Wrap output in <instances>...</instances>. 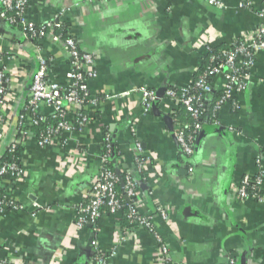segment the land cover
<instances>
[{
	"label": "crops",
	"instance_id": "0c3cea01",
	"mask_svg": "<svg viewBox=\"0 0 264 264\" xmlns=\"http://www.w3.org/2000/svg\"><path fill=\"white\" fill-rule=\"evenodd\" d=\"M222 1L224 10L205 0H28L26 21L40 27L58 17L79 49L94 54L97 72L88 81L96 102L68 108L70 123L76 124L77 111L86 122L44 147L33 129L18 135L21 116L29 114L35 51L38 47L45 58L50 80L61 85L71 59L49 35L27 40L0 15V64L11 82L0 159L20 144L22 170L0 186L24 206L0 213V263L88 264L96 240L109 264H264V51L256 54L246 91L234 97L237 108L224 104L216 124L205 121L191 156L174 138L179 124L173 114L180 108L162 96L155 111H146L137 90L186 87L210 52L255 32L264 0ZM212 86L220 93L222 77ZM36 114L50 117L53 110L42 105ZM28 125L25 119L23 127ZM107 135L114 145L112 168L135 178L138 210L152 217L166 254L146 229L123 228L119 213L101 216L95 231L75 225L98 175ZM259 174L263 202L240 199L239 182ZM157 207L167 211V220L156 215Z\"/></svg>",
	"mask_w": 264,
	"mask_h": 264
},
{
	"label": "built area",
	"instance_id": "2783aa9c",
	"mask_svg": "<svg viewBox=\"0 0 264 264\" xmlns=\"http://www.w3.org/2000/svg\"><path fill=\"white\" fill-rule=\"evenodd\" d=\"M205 1L208 5L222 10L225 9V4L222 0ZM27 3L28 0H0V15L11 24L21 28L27 40L39 39L49 35L54 42L62 45L71 59L70 71L66 76L67 83L61 85L50 80L45 58L40 53L38 47L35 51L37 69L30 86V97L27 105L29 116H21L20 123L18 124V135L19 138L26 137L30 134L29 126L44 125L42 134L37 139L38 146L44 147L51 144L55 139L62 138V134H71L77 127H81L86 122L84 114L77 111L74 113L76 124L70 123L68 121V108L82 107L89 101L92 103L96 102L95 100H91L88 81L96 78L97 72L95 70L94 54L81 51L72 36L62 39L60 32L63 29V24L58 17L40 27L27 22L24 18ZM239 7L242 8L245 5L240 4ZM260 16L262 22L251 36L238 38L230 45L229 49L219 53V57L216 55L210 56L211 65L207 67L206 71L195 82V87L200 91L199 96L192 93L193 88L190 86L192 81L186 87L179 90L167 89L165 91L163 95L165 101L175 103L177 108L184 109L190 114L192 119H195V122L191 125L190 133H187L181 125H178L174 130L175 141L184 155L191 156L193 154L194 139L202 127V124L196 121L200 114V108L203 106L201 99L204 100L205 97L210 96L212 93V80L214 78L221 76L223 86L221 95L212 107L213 115L214 113L216 115L218 110L227 103L237 108L234 97L246 91L256 54L264 51V9ZM215 61L218 62L214 65ZM0 67V125H5L8 119L3 110L6 107L7 91L11 82L6 66L0 64ZM208 79H210L209 83ZM262 83L264 84V79ZM137 90L141 94L144 109L150 111L154 101L157 99L156 92L147 88H139ZM135 91L125 92L121 96H128ZM42 105L53 110V114L50 117L36 114ZM25 119L29 122L27 128L23 127ZM49 119H56V122L51 123ZM173 120L177 123L178 119L173 117ZM216 123L214 121V124ZM104 142L105 150L98 157L100 163L98 175L87 193V199L80 205L77 211L75 225L78 228L87 226L95 231L97 229V222L101 216L119 213L123 215L128 224L132 225V228H144L152 234L159 244V253L166 254V247L156 232L152 217L143 216L138 210L137 182L135 178L129 173L125 174L120 191L117 189V183L120 179L108 165L111 152L108 135L105 137ZM15 147L16 143L8 151H14ZM137 148L140 151L139 146ZM142 162L140 161L138 164L139 171L144 165V162ZM7 173L12 177L11 180L13 181L20 177L22 170L16 164L0 165V175ZM262 182V174H259L255 178L244 177L236 187L238 197L242 200L253 199L262 203L263 197L259 191ZM122 194L126 202L122 200ZM23 208L24 206L16 200L5 196L4 193L0 194V213L7 210L20 211ZM155 213L162 220L168 219L167 211L161 207H157ZM92 244L95 250L88 264H109L108 257L99 253L96 249V240ZM0 264L7 263L3 261ZM228 264H235V262L230 260Z\"/></svg>",
	"mask_w": 264,
	"mask_h": 264
},
{
	"label": "trees",
	"instance_id": "16d2710c",
	"mask_svg": "<svg viewBox=\"0 0 264 264\" xmlns=\"http://www.w3.org/2000/svg\"><path fill=\"white\" fill-rule=\"evenodd\" d=\"M12 26H15L12 24ZM60 35L62 37V39L64 38H69L70 35L67 31V29L65 27H63V29L61 30L60 32ZM229 49L228 48H220V49H214L213 52H210L209 56L207 55V58L205 60V64L202 65L201 69L198 71L197 75L195 78H193L192 80V83L190 84V86L193 88L192 90V93H195L197 96L200 95V91L195 87V82L198 80V78L200 77L201 74H203L207 67L211 65L210 63V56L211 55H216L217 57H219V53H221L222 51L224 50H227ZM218 62V61H217ZM216 61L214 62V65L217 63ZM208 83L210 81V79L207 80ZM169 89H174V88H169ZM221 95V92H217L215 90L212 91V93L210 94V99H204L202 100L201 99V102H203V106L200 108V114L198 116V119L196 120L197 122H200L202 125H204V123L206 122H210V123H213L214 124V121H215V113L213 115V112H212V107L214 106L215 102L218 100L219 96ZM184 113V115H183ZM178 120H177V123L181 126H183L184 130L187 132V133H190L191 132V125L195 122V119H192V117L190 116L189 113H187L184 109L180 108L179 110H175L174 114H173ZM182 116L185 117L184 121L182 119ZM51 123H55L56 122V119H49ZM183 122H181V121ZM206 121V122H205ZM30 129L29 130H34L38 133H41L42 134V130L44 128V125H39V126H36V127H31L29 126ZM32 130V131H33ZM110 144V147H111V152H110V156H109V160H108V165L110 168H112V154H114V145H113V142L110 141L109 142ZM113 148V149H112ZM105 150V146H103V151ZM195 150V145L193 147V152ZM19 152H20V144L19 146L16 145V147L14 148V151L12 152H6L0 159V165H3V164H18L19 162ZM113 169V168H112ZM125 175V174H124ZM124 175H118L119 177V182L117 183V189L120 191L121 187H122V179L124 177ZM133 177V175H131ZM11 176L7 173L5 175H0V183L1 182H10L11 181ZM3 193V189H2V186H0V194ZM122 200L126 202L125 200V197L124 195L122 194L121 196ZM123 228L125 229H130L132 227V225L128 224L127 220L123 217Z\"/></svg>",
	"mask_w": 264,
	"mask_h": 264
},
{
	"label": "water",
	"instance_id": "95a60500",
	"mask_svg": "<svg viewBox=\"0 0 264 264\" xmlns=\"http://www.w3.org/2000/svg\"><path fill=\"white\" fill-rule=\"evenodd\" d=\"M163 93H164V90H161V91H157L156 92L157 99L154 101V103L152 105V109L154 111H155V108H156V104L159 102L160 98H162ZM165 119L168 120V118H165Z\"/></svg>",
	"mask_w": 264,
	"mask_h": 264
}]
</instances>
